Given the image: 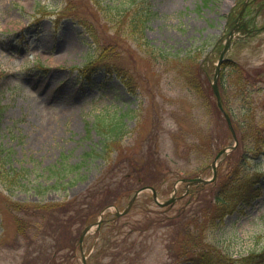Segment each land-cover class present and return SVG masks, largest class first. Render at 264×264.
Returning a JSON list of instances; mask_svg holds the SVG:
<instances>
[{"label": "rangeland", "instance_id": "obj_1", "mask_svg": "<svg viewBox=\"0 0 264 264\" xmlns=\"http://www.w3.org/2000/svg\"><path fill=\"white\" fill-rule=\"evenodd\" d=\"M147 1L153 14L145 24L144 44H136L125 40L124 31L117 30V23L105 19L90 0H0V150L9 156L10 167L23 169L26 176L23 186L0 179V264H19L27 251L35 254L32 251L39 247L49 249L52 241L39 238L38 243L26 247L21 238H16V212L9 209L8 201L54 202L80 197L95 186L101 191L100 176L107 163L97 151L103 136L112 135L108 126L122 127L124 139L118 158L122 157L125 164L129 157L142 163L151 138L156 166L138 173L120 168L112 178L122 180L130 172L145 176L153 183L160 202L183 194L185 184H177L181 178H210L217 152L233 143L222 116L208 110L203 101H215L211 85L222 47L217 41L229 32L230 27L225 30L227 16H236L243 3L250 0ZM256 1L248 8L254 29L264 26V9L256 14L257 5L264 0ZM78 17L92 25L97 42L93 43L76 23ZM261 31L246 38V43L237 41L226 56L234 65H226L219 73L224 74L233 120L261 128L257 135L262 148L251 164L264 171ZM107 47L115 49L118 65L133 75V92L115 74L102 70L90 73L85 68L92 56L96 59ZM80 71L89 74L90 79L84 80ZM192 79L204 87L206 94L190 87L188 80ZM98 122L104 127L101 131ZM214 128L215 144H207L201 154H196L190 144L199 142L201 134L205 137ZM251 136L253 133L246 136L249 146L254 140ZM116 154L109 153L111 158ZM53 167L59 169L58 176L53 172L49 176L48 170ZM57 179L59 183L52 187ZM129 185L117 184L109 193H121ZM10 186L9 193L5 188ZM143 186L150 185L129 186L134 187L131 195L113 205L115 209L107 208L102 226L84 238L86 264H107L113 251L123 252L125 264L182 261L176 227L161 223L141 232L133 230V225L143 222L146 216H171L187 197L176 199L162 211L164 208L153 202L150 191L141 192L117 229L115 213L121 212ZM97 199L99 203L101 192ZM217 231L213 238L207 232V240L228 247L234 257L264 249V193L244 216L227 215ZM16 240L21 242L18 247ZM99 251V256H93ZM64 260V264H82L79 249L75 257Z\"/></svg>", "mask_w": 264, "mask_h": 264}, {"label": "trees", "instance_id": "obj_2", "mask_svg": "<svg viewBox=\"0 0 264 264\" xmlns=\"http://www.w3.org/2000/svg\"><path fill=\"white\" fill-rule=\"evenodd\" d=\"M116 1L90 0L93 7L106 17L105 19L111 18L113 23H117V30L121 28L120 31H124L125 40L136 44L143 43L145 24L153 14L150 4L147 0H140L139 2L137 0ZM129 6L132 7L128 8ZM75 21L83 28V32L93 43L98 41L97 34L89 22L84 21L81 17L75 18ZM117 58L118 54L115 49L107 47L102 50V53H98L96 59H93L86 69L90 73L102 70L108 75L115 74L123 81L126 89L133 92L135 90L133 75L118 65ZM84 75L88 78L87 75L89 74L84 73ZM188 84L191 85V88H195L196 92L206 94L204 87L195 80H188ZM219 90L223 108L232 119L239 141L238 146L228 155L222 156L217 166V176L213 182L205 185L197 184L189 188L188 193L184 196L187 197L184 199L186 202L174 214L171 216L164 215L156 219L146 216L143 222L133 225V230L148 231L161 223H164L167 227H176V232L179 234L176 237V245L180 251V258H182L179 264H264V249L234 257L229 252L228 247H220L207 240V232L210 231L213 238L215 232H218L217 228L223 223L227 215L236 213L238 217L244 216L245 210L253 206L264 193V171H261L257 164H251L262 148V142L259 140L260 135H257L261 128L259 126L254 128V125L248 122L240 124L238 121L233 120L232 113L228 110V93L223 80L220 82ZM203 104L206 105L208 110L213 109L217 116L221 115L215 101L211 103L207 98V101H203ZM97 126H99V131L104 128L101 127L99 122ZM108 128L112 135L105 138L103 136L97 151V155L103 156L107 163L105 172L100 176L101 191H97L100 187L95 186L87 191L86 195L76 196L69 200L64 198L61 201L54 202L25 204L8 201L10 202L9 209L16 212L14 213V222L17 225L16 238H21L26 243V247L38 243L39 238L42 241L47 238L52 239L49 249L39 247L36 251H32L35 254L27 251L19 264H64V259H70L77 254L80 229L92 222L94 223L103 208L120 203L123 197H129L134 189V187L129 186L140 184L154 186L153 183L147 180V177L138 176L139 174L133 176L131 172L126 177L124 176L122 180L115 181L112 178L114 172L120 168H128L137 173L141 172V169L150 170L154 168L156 166V153L150 138L148 146L151 147L147 148L144 161L138 164V161L133 157H129L128 164H125L122 157L118 158V148L124 139L122 127L108 126ZM215 128L207 131L205 137L201 134L199 142L190 144L196 154H201L203 149L207 148V144H215ZM250 133H253L251 137L254 140L250 141L251 145L249 146L246 136ZM228 137H230L229 132ZM216 150L219 149L216 148ZM111 151L117 153L116 158L110 157L109 153ZM4 153L0 150V179L4 177L6 181L10 179L9 182L16 181L17 184L23 186L26 177L23 173L24 170L11 168L8 164L9 156ZM53 168L48 170L50 174L48 175L51 176V172H53L58 176L59 169L57 167ZM131 178L133 182L129 185L128 183L131 181L127 180ZM58 181V179L55 180L52 187H56ZM117 184H127L129 186L121 193L110 194L112 186ZM5 190L10 193L11 186L5 188ZM100 192L102 199L97 203L99 200L97 196ZM6 198L8 199V197ZM79 198H82V202H78ZM166 209L164 208L162 211ZM120 220L121 218L117 217L113 220L117 224V229L121 228ZM20 244L21 242L16 240V246L18 247ZM63 252L65 254L60 255ZM101 253L100 251L96 252L93 256H99ZM110 255L111 259L107 264L124 262L122 251H113Z\"/></svg>", "mask_w": 264, "mask_h": 264}, {"label": "water", "instance_id": "obj_3", "mask_svg": "<svg viewBox=\"0 0 264 264\" xmlns=\"http://www.w3.org/2000/svg\"><path fill=\"white\" fill-rule=\"evenodd\" d=\"M220 62V60H219ZM217 75V74H216ZM212 88H213V92H214V95L216 96L217 98V104H218V107L219 109L223 112V115L225 117V120L227 122V126L229 128V130L231 131V134L233 136V146L231 147H227V148H224L222 149L214 158L212 164H211V168H212V177L209 178V179H203V178H195V179H187V180H182V181H187V186L189 185H192V184H207V183H210L212 182L215 177H216V167H217V160L219 159V157L223 154H228L230 151H232L236 146H237V139H236V135H235V132L233 130V127H232V124H231V121H230V118L229 116L223 111L222 109V106H221V99H220V96H219V93H218V90H217V86H216V77L214 78L213 80V85H212ZM145 190H150L152 192V197H153V200L156 202L157 205L159 206H166L168 204H170L171 202H173L175 200V197L171 198L170 200H168L167 202H164V203H160L157 199V195H156V192L155 190L152 188V187H143L139 190H137L133 197L131 198V200L129 201L128 205L124 208V210L122 212H116L115 215L116 216H121V215H125L129 209L131 208L134 200L137 198V196L139 195L140 192L142 191H145ZM103 214V211L100 213V216ZM102 219L100 218L96 223L95 225H89V226H86L82 232L80 233V236H79V240H78V243H79V248H80V253H81V260H82V264H86V257L84 256V252H83V249H82V244H83V239L84 237L89 234L94 228L97 229L101 223Z\"/></svg>", "mask_w": 264, "mask_h": 264}]
</instances>
